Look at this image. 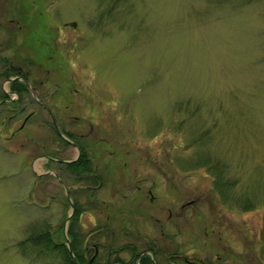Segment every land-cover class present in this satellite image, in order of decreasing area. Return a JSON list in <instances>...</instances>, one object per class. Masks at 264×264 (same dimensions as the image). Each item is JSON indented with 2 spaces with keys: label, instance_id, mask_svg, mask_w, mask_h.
Instances as JSON below:
<instances>
[{
  "label": "rangeland",
  "instance_id": "rangeland-1",
  "mask_svg": "<svg viewBox=\"0 0 264 264\" xmlns=\"http://www.w3.org/2000/svg\"><path fill=\"white\" fill-rule=\"evenodd\" d=\"M7 63L104 183L86 190L47 161L77 147L31 93L0 104V264H60L17 242L36 221L60 237L74 208L79 231L108 222L118 244L150 241L161 264L173 249L264 264V0H0ZM125 182L152 186V200L126 197Z\"/></svg>",
  "mask_w": 264,
  "mask_h": 264
},
{
  "label": "flooded vegetation",
  "instance_id": "flooded-vegetation-1",
  "mask_svg": "<svg viewBox=\"0 0 264 264\" xmlns=\"http://www.w3.org/2000/svg\"><path fill=\"white\" fill-rule=\"evenodd\" d=\"M28 74L29 73L23 71L22 68H20L19 66L18 67L14 66V65L12 66L9 63L5 64L4 68L0 67V81L1 80L3 81V79L8 81V85H7L8 88L7 89H5V88L2 89V87H0V104H6V103H9L10 105L18 104V103H20V101L24 97L25 93L26 94L31 93L32 100L35 101L36 103H38V105L41 106L50 116L52 126L55 128V131L59 135L60 140L63 141L65 145L66 144H72L73 146L77 147V155L72 159L60 158V156H58L60 154V151H57V153H56L57 156L52 155V154L46 155L47 161L59 163L60 165H62L63 170L65 172L69 173V171H68L69 169L67 167V164L70 163L71 161H75L79 158H81V161L89 160L90 162H88V163L87 162H81L80 164H78V166L80 168L84 169V173L82 174V180H81L80 176H78V177H77V175H74V176L76 177V180L83 182L84 185L82 187L86 190L94 191V190L101 188L103 183H104L103 175L98 170L97 164L95 163L91 154L87 151V149H85V147H83L81 144H79L77 141H75L76 139H74L73 135L69 134V132H67V134L64 133L65 128H63L61 125L57 124L55 115L52 114L49 107L45 104V102L43 100L39 99L35 95L34 88L36 86L33 84V80H30V77ZM9 78H12V79L8 80ZM14 81H15L14 86H13V88H11L12 82H14ZM0 84H1V82H0ZM13 92L17 94V97L15 99L11 98V96L9 95V93H13ZM53 103H54L53 104L54 106H59L58 102L55 101ZM67 106L68 105L66 104L65 109L67 108ZM64 113H65V111H63V114ZM29 115L30 114L28 113V115L26 117H24L23 123L28 119ZM59 119L62 120L63 119L62 116H59ZM57 128H59L61 134L59 133ZM129 183H131L130 180H129ZM140 186L138 184L128 185V182H125V184L122 186V188L125 189V191L127 193H125L124 195L126 197L128 195H134L135 198L138 195H140L139 197H141V196H143V191L147 190L148 193L151 194L149 199L152 200V198L154 196V194H153L154 191L151 188L152 186H148L147 189H145L144 186H141V187ZM85 196H90V195L86 193ZM139 197H138V202L140 199ZM75 209L76 208L73 209V213H74ZM83 210H85V208H83V209L77 208V212H79L78 217L81 216V213ZM169 215H170V212H169ZM108 219L109 218L107 217L106 220H108ZM156 220H158V217H156ZM130 223L131 222H129V219H128L127 225L129 226ZM107 224H108V222H107ZM98 227H99V230H101V231L105 230L106 228L111 229L113 231V234H114V230L111 228V226H108V225L105 226L104 224H98ZM124 234L125 235H127V234L132 235L131 232H129L127 230L124 232ZM136 236H137V234L133 235V237H136ZM116 239H117V237H116ZM115 243H116V244H114L115 246L111 245L110 247L114 251L117 249V252H118L117 253V259L116 258L112 259L107 264H123V263H125V264H146L145 261H148L149 259L151 261V264H161L160 261L157 258H154L152 255V254H157L158 250L148 240L146 241L147 249H141V247H140L141 244H140L139 240H128V242L119 243V244L117 243V240H116ZM116 245H119V246H116ZM90 247L92 248L93 252L91 253L90 256H89V252H86L84 254V257H88V264H93L94 261L96 260V256L98 255V250H99L98 248L99 247L94 242L91 244ZM121 253H124L126 255L124 256ZM74 256H75V254H74ZM110 256H111V254H110ZM75 259H76L77 264H78V260H77L76 256H75ZM166 263L167 264H213L212 261H210V260L206 261L204 259H189L185 255H183L178 249H173L171 252L167 253ZM75 264H76V262H75Z\"/></svg>",
  "mask_w": 264,
  "mask_h": 264
},
{
  "label": "trees",
  "instance_id": "trees-1",
  "mask_svg": "<svg viewBox=\"0 0 264 264\" xmlns=\"http://www.w3.org/2000/svg\"><path fill=\"white\" fill-rule=\"evenodd\" d=\"M14 83L15 81L12 82L11 88H13ZM81 162L88 163L90 161H81V158H79L68 163L67 167L69 169V173L77 175V177L80 176L82 180L84 169L78 166V164ZM203 162L204 161H201L200 163ZM215 171L217 179H221L220 172L217 170ZM68 221L69 222L66 230L67 236L70 241L71 249L78 260V264H88V257H84V254L89 252V256L91 255L93 251L90 246L93 242L99 247L98 255L96 256V260L93 264H107L112 259H117V249L114 251L110 247L111 245L115 246L114 244H116L115 242L117 240L116 235L113 234L111 229L106 228L105 230L101 231L99 230V227L96 226L90 231H79V227L77 228L79 222L77 208L69 217ZM104 225L107 226L108 224L106 223ZM80 226L83 225L81 224ZM27 230V234L24 236V238L17 242V246L20 248L23 254L31 252L39 257L50 256V258H54L59 261L60 264H75L67 249L65 238L61 230L59 235L62 239L57 236V231H52L49 222H33L30 227L27 228ZM145 262L146 264H151L150 259Z\"/></svg>",
  "mask_w": 264,
  "mask_h": 264
},
{
  "label": "water",
  "instance_id": "water-1",
  "mask_svg": "<svg viewBox=\"0 0 264 264\" xmlns=\"http://www.w3.org/2000/svg\"><path fill=\"white\" fill-rule=\"evenodd\" d=\"M11 79H12V78H9L8 80H11ZM57 129H58L59 133L61 134L59 128H57ZM69 216H70V214H69V215L66 217V219H65V224H64L63 232H64V237H65V240H66V246H67V249H68V251H69V253H70L72 259H73V260L76 262V264H77V261H76V259H75V256H74V254H73V252H72V249H71V246H70L69 238L67 237V233H66V223H67V220H68Z\"/></svg>",
  "mask_w": 264,
  "mask_h": 264
}]
</instances>
